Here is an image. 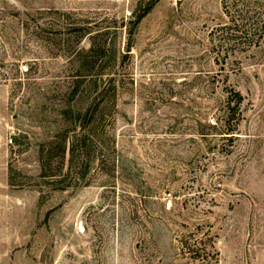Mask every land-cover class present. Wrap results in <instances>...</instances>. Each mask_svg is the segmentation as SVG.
Instances as JSON below:
<instances>
[{"label":"rangeland","instance_id":"obj_1","mask_svg":"<svg viewBox=\"0 0 264 264\" xmlns=\"http://www.w3.org/2000/svg\"><path fill=\"white\" fill-rule=\"evenodd\" d=\"M223 3L0 0V264H264V42Z\"/></svg>","mask_w":264,"mask_h":264},{"label":"trees","instance_id":"obj_2","mask_svg":"<svg viewBox=\"0 0 264 264\" xmlns=\"http://www.w3.org/2000/svg\"><path fill=\"white\" fill-rule=\"evenodd\" d=\"M233 1V5L229 0H224L223 3L225 13L232 20L231 24L223 28L226 30L223 32V41H232L231 46L260 45L261 42H264V0ZM231 5L234 8L233 11ZM86 116L87 113L84 114V118ZM71 144L65 133L60 132L54 139L49 140L45 145H41L40 157L43 176L56 175L47 171L54 157L58 158L56 160L61 164L60 168L64 166L68 151H73V144Z\"/></svg>","mask_w":264,"mask_h":264}]
</instances>
